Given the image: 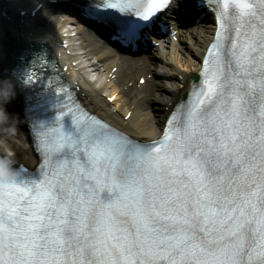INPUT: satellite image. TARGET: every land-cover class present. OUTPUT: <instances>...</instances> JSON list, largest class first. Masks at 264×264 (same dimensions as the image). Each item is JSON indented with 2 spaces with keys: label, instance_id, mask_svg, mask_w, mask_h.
<instances>
[{
  "label": "bare ground",
  "instance_id": "obj_1",
  "mask_svg": "<svg viewBox=\"0 0 264 264\" xmlns=\"http://www.w3.org/2000/svg\"><path fill=\"white\" fill-rule=\"evenodd\" d=\"M43 1L44 4L39 11L36 18H33L34 25L32 27L25 28L24 22L29 20H23L22 24H19L17 21V14L12 8H7L8 3L4 0H0V62L3 63L1 59L4 56L5 50V39L7 38L9 33H23L26 36L32 37L35 40H43L46 42H50L54 46V40H57V30L55 27H60L61 23L58 22L53 16L54 8H62L59 7L56 3L61 0H32L22 5V9H30L35 5V3ZM75 11V7L68 9ZM19 19V18H18ZM31 23V21H29ZM56 25V26H55ZM20 26V27H19ZM15 27L17 30H15ZM79 33L84 41L89 46L88 52L89 54H95L94 52L97 50H104L106 55H110V57H114V61L105 66V69H114L113 75L114 78H117L118 83L123 85V88L120 89V86L109 82L106 85L109 88L108 97L114 95L115 100L110 102L107 97L103 96L102 90L97 89L95 87L96 82L93 84L86 83L82 80L77 84L76 93L87 105L88 107L96 113L103 114L105 116L116 117L120 121H124L125 116L130 113L131 118H133L136 114L137 107L145 103H150L154 99L156 105L154 107V127L150 126L152 123L149 119L146 120L139 117L138 118V127H143V131H138L141 133H150L155 130V128L160 125L163 120V110L166 105L169 104L170 99L166 97L169 95L165 90L167 86L165 84L159 85L157 82L152 80L151 78L147 79V83L145 84L143 90L144 94L140 98L139 103H129L127 105L122 101L121 93L124 90H127L129 95L135 90H139L138 82L140 78H143L147 73L152 72L153 75L157 76V71L155 67L152 68L151 64L146 62L143 57L144 56H131V55H121L122 58H116L114 53H117V50L111 46H107L105 44L99 43V39L96 35L90 30H85L82 27H79ZM104 43V41H103ZM107 46V47H106ZM88 54V55H89ZM63 53L60 54V64L62 67L64 66H72L71 61L69 60V55L62 56ZM106 55H101L98 57V63H94L92 66L95 67L94 71L100 73L101 67L105 60L107 59ZM62 56V57H61ZM121 60H126L128 62H123ZM91 61V59H89ZM153 64V63H152ZM157 68V66H156ZM3 75H5V67L0 64V83H3L4 86L7 84L4 83L6 79ZM148 77V76H147ZM176 81V79L174 80ZM160 90V91H159ZM0 91H2L0 87ZM159 91V92H158ZM141 93V92H140ZM139 93V94H140ZM165 93L166 95H163ZM138 94V95H139ZM0 140H6L8 142V146H11L13 149L14 155L21 162L32 163L34 160L32 147L29 141V137L23 128H21L19 121L15 116V112H10L8 107L12 106V99L0 94ZM154 96V97H151ZM112 98V97H111ZM113 105V108H112ZM144 122V126L143 125ZM150 122V123H149ZM148 126V127H147Z\"/></svg>",
  "mask_w": 264,
  "mask_h": 264
},
{
  "label": "rangeland",
  "instance_id": "obj_2",
  "mask_svg": "<svg viewBox=\"0 0 264 264\" xmlns=\"http://www.w3.org/2000/svg\"><path fill=\"white\" fill-rule=\"evenodd\" d=\"M67 2L68 1H66V0H61L58 4L62 5V4L67 3ZM16 12H17V10H16ZM99 55L100 56L101 55H106V53H104V51L97 50L96 56H99ZM106 56H107V59L103 63L104 67H102L103 71L101 73L102 74V77H101V88L103 89L102 90L103 96H107L108 93H109V88L106 86L109 82H112L114 84L119 85L120 89L123 88V85H120L118 83L117 78L113 77L112 72H109V69H105V66L107 64H110V63H112L114 61V57H110V55H108V54ZM163 59H164L163 62H161L159 60V61H156V64H155L158 67L159 71H162V70H165V69L167 70L169 68H172V65H170V63H169L170 61L172 62L171 64H175L176 65L180 61L183 62L184 60H186L185 55L180 53L178 50L174 51V53H172L171 57L169 56V57L163 58ZM123 62H128V61H123ZM144 77L145 78L139 79V82H138L139 90H137V91L135 90L134 92H132L129 95L128 91L123 89V91L121 93V98H122V101L124 103L129 105V103H139L140 102V98L144 94L143 88H144L145 84L147 83L146 79L151 78L155 82H159L158 79L157 80L154 79L152 72L147 73ZM167 84H170V83L167 81ZM151 97H154V96H151ZM136 110L137 111H136L135 116L133 118L127 119L129 124H132L133 126L137 127L138 126L137 123L139 121L138 118L141 117L143 119V121H144V119L146 120V117H147V119H149V121H151V123H152L150 126H153V118L151 117L152 116V101H150L149 104L148 103H145L144 105L140 104L137 107ZM142 126H144V122H143ZM141 128H143V127H140L139 129H141Z\"/></svg>",
  "mask_w": 264,
  "mask_h": 264
},
{
  "label": "water",
  "instance_id": "obj_3",
  "mask_svg": "<svg viewBox=\"0 0 264 264\" xmlns=\"http://www.w3.org/2000/svg\"><path fill=\"white\" fill-rule=\"evenodd\" d=\"M32 43H34V41H32ZM29 48L30 45H26V46H22L19 49H16L17 51H15L13 54L15 57H23V56H27L29 53ZM10 51H12V48H10ZM9 77L11 80V85L8 87L9 91H10V96L12 97V95H17L16 89H15V82H14V76L13 74L9 73ZM3 93V92H2ZM15 116L18 119V121L24 126V118L22 117V113H21V104H20V100L16 101L15 104Z\"/></svg>",
  "mask_w": 264,
  "mask_h": 264
}]
</instances>
